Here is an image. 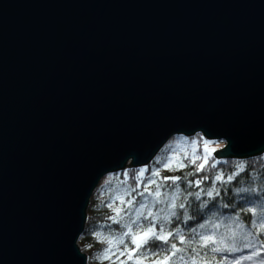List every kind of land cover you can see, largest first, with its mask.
<instances>
[{"label": "water", "instance_id": "1", "mask_svg": "<svg viewBox=\"0 0 264 264\" xmlns=\"http://www.w3.org/2000/svg\"><path fill=\"white\" fill-rule=\"evenodd\" d=\"M199 132L264 152V0H0V264H89L102 178Z\"/></svg>", "mask_w": 264, "mask_h": 264}, {"label": "snow or ice", "instance_id": "2", "mask_svg": "<svg viewBox=\"0 0 264 264\" xmlns=\"http://www.w3.org/2000/svg\"><path fill=\"white\" fill-rule=\"evenodd\" d=\"M203 143V155H196L198 141L192 140L191 144L194 147L190 154L185 152L182 158L178 157L175 160L169 156L162 168L152 171L151 176L144 183L143 191H137L147 171L142 168L137 177L136 188L130 191L125 189L124 196L130 198L125 200L124 196H116L113 202L107 205L114 213L108 217V220L114 224H120L124 230L118 235L103 236L99 232L94 234L106 245L102 259L109 260L111 264H116V261H119V264H128V262H133V264H242L246 260L252 261V264H264V256H262L264 240L260 239L261 235H264V207H261L259 212L256 207L240 208L234 216L229 217H222L213 210L216 205L211 202L220 195L216 182L222 184L231 182L237 173L227 175L226 179L222 172L217 173L213 178L212 186L206 190L200 188V185L204 180L209 179L207 176L195 180H187L186 176L179 175L161 176L162 169L173 170L175 167V170H180L186 168L188 164L195 166V172H203L210 155L207 147L208 141ZM201 160L203 162L197 163ZM212 166L215 167V164ZM237 168L243 171L244 165H237ZM181 180H185L189 187L195 186L199 190L185 193L178 183ZM168 182L172 188L171 192H162L161 189ZM237 192L251 195L257 193V189L240 188ZM136 196L142 197L138 203ZM202 196L208 199L201 200ZM189 197L200 201L198 205L200 210L208 209L210 213L203 223H198L196 227L189 229L190 237L184 234L183 229L179 227L171 229L167 227L172 224L173 218L180 219L181 215L184 223L196 218L189 214ZM241 199L245 197L242 196ZM116 200H119V205L115 204ZM228 206V204L223 205L225 208ZM178 210H183L182 214L178 215ZM240 212L252 213L253 216L258 217V220L252 219L251 221V229H255V233L252 230H245ZM125 217H127L126 221ZM145 221L147 223H144ZM221 228L224 230L219 231ZM177 240L184 247H178L175 242ZM153 248L159 250L154 251ZM243 249H251V251L231 260L227 256L219 260H216L214 255L211 258L208 256L209 252L213 254L240 253ZM120 257H125V259H120Z\"/></svg>", "mask_w": 264, "mask_h": 264}, {"label": "trees", "instance_id": "3", "mask_svg": "<svg viewBox=\"0 0 264 264\" xmlns=\"http://www.w3.org/2000/svg\"><path fill=\"white\" fill-rule=\"evenodd\" d=\"M191 139H197L200 143L199 148L196 150V155H203V145L204 141H208L202 133H198V135L193 136ZM213 143V142H212ZM209 145V144H208ZM193 149H189L187 153H191ZM203 162L198 161L197 163ZM187 163V161H185ZM156 164L155 160L151 162L146 168L147 171L144 173V179L140 183V187L137 191H143L144 183H146L147 179L150 177L152 173V167ZM215 164V167L212 165ZM243 164L244 170L240 171L237 168V165ZM129 168V169H128ZM126 168L125 171L120 172V180L128 185L131 189L136 188L137 185V177L136 173H140L142 168H136L131 166ZM195 166L188 164V166L184 169L175 170H164L161 171V176H186L187 180H195L199 179L203 176L209 177V179L204 180L200 185V188L208 189L213 184V178L217 173L222 172L226 179L227 175L232 173H237L235 178L226 184H222L220 182H216V187L220 190V195L215 198L214 203L216 208L213 209L222 217L234 216L240 208L247 207H256L259 212L261 207H264V152L258 154L256 156H251L247 158H216L214 154H210L208 163L205 165V169L203 172H195ZM127 173V176H125ZM189 173H193L192 175H188ZM180 188L186 193L188 191L195 192L197 189L195 186L189 187L185 180L178 181ZM240 188H255L257 189V193L247 194V193H238L237 190ZM172 188L170 186V182L165 185L161 191H169L171 192ZM135 195V193H133ZM245 197V199H241V197ZM130 197H126L128 199ZM125 199V200H126ZM208 199L206 196H202L201 200ZM112 194H103L102 197H94L92 195L90 204L88 207V217L85 230L82 236L79 239V245L81 247H87L92 245L93 247L90 249V253H94L95 248L97 247V243H99V239L94 235L95 233H101L102 235H118L124 229L120 224H114L110 220H108L109 216L114 215L113 211L107 207L109 203L113 202ZM141 200L140 196H136V202L138 203ZM190 207L188 209L190 215H194L196 218L194 220H190L187 223L183 222L182 215L180 219L173 218L172 224L168 225L169 229L179 227L183 229L184 234L191 236L189 229L191 227H196L198 223H203L205 219L210 215L208 209L200 210L198 205L200 201H196L194 197L188 198ZM116 205H119V201H115ZM224 204H228L227 208L223 207ZM122 206V205H121ZM211 206V204H210ZM123 207V206H122ZM159 207V206H157ZM155 210V209H154ZM183 210H178V215L182 214ZM241 220L245 224V230H252L255 233V229H251V221L252 219H257L258 217L253 216L252 213L240 212ZM127 217H125V221ZM227 222V221H225ZM144 223H147L146 221ZM221 228L219 231H223ZM260 239L264 240V235H261ZM178 247H184V245H180L179 241H175ZM131 246V245H130ZM95 247V248H94ZM154 251H158L159 249L153 248ZM190 251V249H189ZM251 251V249H243L240 253H208L209 258L213 255L216 257V260H219L221 257L227 256L229 260L239 255H246ZM264 256V253H262ZM242 264H252V261H243Z\"/></svg>", "mask_w": 264, "mask_h": 264}, {"label": "rangeland", "instance_id": "4", "mask_svg": "<svg viewBox=\"0 0 264 264\" xmlns=\"http://www.w3.org/2000/svg\"><path fill=\"white\" fill-rule=\"evenodd\" d=\"M196 135H198V133H196L193 136H196ZM193 136L175 135L171 137L169 141L165 144L164 148L155 157L154 160L156 164L153 165L152 171L156 168H162L164 161L169 156H171L174 160L177 159L178 157L182 158L185 152H188L189 149H193L194 146L191 144V141L197 140V139L190 140V138H192ZM208 144L209 145H207V147H208L209 153L214 154L215 150L224 147L226 143L223 140L214 139V140H208ZM199 146H200V143L198 141V146L196 147V150L199 148ZM203 150H204V145H203ZM143 167L145 166L136 167V168H143ZM125 170L126 169L106 174L100 181L97 188L95 189L93 193L94 197H102L103 194H112L113 199H115L116 196H124L125 189H128L130 191L131 188L120 180V177H121L120 172H123ZM164 170H168V169H162V171ZM138 172L136 173V176H138ZM145 195H147V193H145ZM126 197L127 196H124V199H126ZM141 200H142V197H141ZM98 241L99 243H97L96 245L97 247L96 248L94 247L95 248L94 253H90V249L93 247L92 245L87 246V247H82V250L86 252L88 255L89 264H111L109 260L101 258L104 255V249L106 245L102 240L99 239ZM117 255H119V253H117ZM113 259H115V257H113ZM120 259H125V257H120ZM116 264H119V261H116ZM128 264H133V262H128Z\"/></svg>", "mask_w": 264, "mask_h": 264}, {"label": "bare ground", "instance_id": "5", "mask_svg": "<svg viewBox=\"0 0 264 264\" xmlns=\"http://www.w3.org/2000/svg\"><path fill=\"white\" fill-rule=\"evenodd\" d=\"M202 134H203V133H202ZM203 136H204L206 139H208V140H214V139L207 138L204 134H203ZM223 141H224V140H223ZM164 146H165V145H164ZM164 146L160 149V151L164 148ZM160 151H159V152H160ZM159 152H158V153H159ZM156 156H157V155H156ZM156 156H155V157H156ZM155 157L151 160V162L155 159ZM151 162L148 163L147 165H144V166H148L149 164H151Z\"/></svg>", "mask_w": 264, "mask_h": 264}]
</instances>
